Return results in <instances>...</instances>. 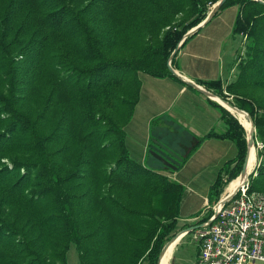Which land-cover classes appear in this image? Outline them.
Returning <instances> with one entry per match:
<instances>
[{"label": "trees", "instance_id": "16d2710c", "mask_svg": "<svg viewBox=\"0 0 264 264\" xmlns=\"http://www.w3.org/2000/svg\"><path fill=\"white\" fill-rule=\"evenodd\" d=\"M218 2L0 0V264H68L71 247L78 264L158 263L186 189L149 154L169 156L152 137L145 163L130 157L124 126L139 100L140 75L174 77L171 53ZM234 6L233 33L247 39L226 92L255 124L262 162L249 191L264 194V4L227 0L214 17ZM198 84L229 97L221 81ZM222 114L225 133L199 138L177 163L183 167L207 137L234 143L235 157L211 186L213 206L240 177L248 145L239 121Z\"/></svg>", "mask_w": 264, "mask_h": 264}, {"label": "crops", "instance_id": "0c3cea01", "mask_svg": "<svg viewBox=\"0 0 264 264\" xmlns=\"http://www.w3.org/2000/svg\"><path fill=\"white\" fill-rule=\"evenodd\" d=\"M238 14V6L223 10L184 48L178 50L174 69L180 78L142 77L139 108L135 109L134 116L125 127L127 148L132 150L128 145L129 140L134 142L139 124L143 126L138 156L141 163L147 160L150 137L168 150L170 157H167L177 165L181 158L190 154L199 138L211 132L223 134L227 130L222 114L225 107L198 92L190 82L221 81L226 92V87L236 79L239 50L236 48V38L241 39L234 35L233 29ZM235 155L236 148L232 141L207 137L183 167L168 174L185 186L187 195L181 213L184 207L190 208L189 215L184 216L186 221L196 215L191 211L196 197L204 200L201 204L203 207L208 206L211 186L223 164Z\"/></svg>", "mask_w": 264, "mask_h": 264}, {"label": "built area", "instance_id": "2783aa9c", "mask_svg": "<svg viewBox=\"0 0 264 264\" xmlns=\"http://www.w3.org/2000/svg\"><path fill=\"white\" fill-rule=\"evenodd\" d=\"M240 37L245 44L247 36ZM215 212L217 217L207 223ZM201 224L194 233V241L199 243L195 264H264V194L250 192L249 180L234 192L225 190L213 215Z\"/></svg>", "mask_w": 264, "mask_h": 264}, {"label": "rangeland", "instance_id": "374dc122", "mask_svg": "<svg viewBox=\"0 0 264 264\" xmlns=\"http://www.w3.org/2000/svg\"><path fill=\"white\" fill-rule=\"evenodd\" d=\"M214 5L210 8V12L211 10L213 9ZM209 12V13H210ZM241 39V37H240ZM244 43L241 39V41L236 38V48H240L239 50L241 52L244 51ZM180 50V49H179ZM240 53V52H239ZM147 77L145 76L144 74L143 75H140V79H141V83H142V77ZM157 79V78H155ZM148 85H146L147 87ZM226 95V94H225ZM228 96V95H226ZM230 101L232 104L234 103V98L232 96L230 97H227V101ZM139 108V103L137 102V104L135 105V108H134V111L135 109L137 110ZM133 116H134V113H133ZM132 116V117H133ZM131 121V120H130ZM128 124V123H127ZM126 124V125H127ZM242 124V123H241ZM126 125L124 126V130H125V127ZM247 129V128H246ZM248 131V130H247ZM249 133V131H248ZM143 134V126L142 124H139L138 126V136L136 137V140L134 142H132L131 140H129V143L128 145L130 147H132V150L128 149L129 151V155L132 159H134L135 161H138V162H141L138 158L139 156V153L141 152V142H140V137L142 136ZM126 135V133H125ZM151 138V137H150ZM126 146H127V143H126ZM258 152V149L256 147V154ZM259 155L257 156L256 158V162L255 164L253 165V168L251 170V172H253L257 165L259 166L262 162V159L259 158ZM259 163V164H258ZM250 172V173H251ZM175 173V172H173ZM228 173L226 172L224 175H223V178H227L228 177ZM238 179V178H237ZM173 180V179H172ZM175 181V180H174ZM227 181V180H226ZM236 180H234L233 182H235ZM176 182V181H175ZM232 182V183H233ZM178 183V182H177ZM226 183V182H225ZM231 183V184H232ZM230 184V185H231ZM184 185V184H183ZM229 185V186H230ZM228 186V187H229ZM185 187V186H184ZM227 187V188H228ZM226 190V187L224 189V192ZM223 192V193H224ZM187 195V194H186ZM186 195H185V199H184V203L183 205L185 204V201H186ZM223 195V194H222ZM221 195V196H222ZM203 199H199L198 197L195 198V204L192 206V209L191 211H193L192 213H196L198 216L195 217L197 218L196 220H194V218L192 220H189V221H186L184 219V216L187 214L189 215L188 213H190V208L188 207L187 209L184 207L183 208V213L180 214V219L178 221V224H177V227H176V230L175 232H173V234L170 236V239L175 236L177 233H180L181 231L185 230L186 228L190 227V226H195L196 225V222L199 221V220H204L205 218L209 217V215L213 212V203L212 204H209L208 203V206H205L203 207L201 204L203 203ZM208 207V208H207ZM202 210V211H201ZM194 232H191L190 234H187L185 235L180 241L179 243L177 244L176 246V249L174 250L173 254H172V258L170 260V264H195L196 261H197V258H198V251H199V243L194 241ZM167 243V242H166ZM67 259H68V264H78V255H77V252L75 250L74 247H71L70 250L68 251V254H67Z\"/></svg>", "mask_w": 264, "mask_h": 264}, {"label": "water", "instance_id": "95a60500", "mask_svg": "<svg viewBox=\"0 0 264 264\" xmlns=\"http://www.w3.org/2000/svg\"><path fill=\"white\" fill-rule=\"evenodd\" d=\"M227 0H219L218 3H216L213 7V9L211 10V12L208 14L207 18L201 23L199 24L197 27L193 28L192 30H190L183 38V40H181L177 47L175 48V50L171 53L170 55V58L168 59L167 61V69L168 71L172 74V76L176 77V78H180L179 74L176 72V70L172 67L171 65V61L172 59L175 57V55L178 53V50L181 46V44H183L188 38L192 37L195 33H197L201 28H203L207 23H209L215 16V14L220 10V8L223 6V4L226 2ZM256 1H259L261 3L264 4V1L262 0H256ZM191 86H193L198 92L204 94L206 97H209V98H212V99H215L217 101L220 102V104L222 106L225 107L226 110H228L231 115H233L235 118L236 116L229 110V108L231 106H234L231 102L227 101V100H223L222 98L216 96L213 92L211 91H208L206 88H204L203 86H200L199 84H197L196 82L194 81H191L190 82ZM237 110H240L238 109L237 107H235ZM242 111V110H241ZM246 113V112H245ZM249 117L250 115L248 113H246ZM238 120V118H236ZM251 119V122H252V131H251V134L250 136H247V141H248V145H247V155H246V158H245V162L243 164V169L241 171V174L240 175H246L247 173V170H248V165H249V160H250V154H251V151L252 149L255 147V135H256V127H255V124L252 120V118L250 117ZM239 121V120H238ZM239 123L241 124V122L239 121ZM242 125V124H241ZM243 126V125H242ZM244 127V126H243ZM244 129L246 130V128L244 127ZM149 154L155 159L157 160L158 162H160L164 167L166 168H169L171 171H176L177 170V165L175 164V162L170 159L169 157L163 155L162 153L156 151V150H150L149 151ZM260 166V165H259ZM258 166V167H259ZM257 175V173H255V176ZM249 180V178L247 179ZM232 197V196H231ZM217 217V212L214 213V218L212 220H209L207 223H211L215 218ZM204 224H199V225H195V226H190L188 228H186L185 230L181 231V232H184L185 235L187 234H190L191 232H194L196 231L198 228L202 227ZM174 238V236L170 239L172 240ZM169 240V241H170ZM164 247L165 245L163 246L160 254H159V257H158V263L160 262V257H161V254L164 250Z\"/></svg>", "mask_w": 264, "mask_h": 264}, {"label": "bare ground", "instance_id": "6f19581e", "mask_svg": "<svg viewBox=\"0 0 264 264\" xmlns=\"http://www.w3.org/2000/svg\"><path fill=\"white\" fill-rule=\"evenodd\" d=\"M218 100V99H217ZM229 110L236 116V118H238V120L242 123V125L247 128L246 131L248 133V136H250L251 134V129H252V122L250 117L241 110H237L235 107L231 106L229 108ZM256 158H257V154H256V146L252 149L251 154H250V160H249V165H248V170L246 175H240V177H238V179L233 182L227 189L226 192L227 193H231L234 192L239 186H241L242 184H244V182L247 181V179L249 178V176L255 171L251 172L253 165L256 162ZM251 172V173H250ZM185 236L184 232H180L178 233L172 240H170L168 242V244L165 246L161 257H160V262L159 264H169L170 260L172 258V254L174 251V248L176 247V245L179 243V241Z\"/></svg>", "mask_w": 264, "mask_h": 264}]
</instances>
